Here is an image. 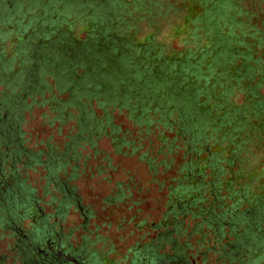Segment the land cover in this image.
I'll use <instances>...</instances> for the list:
<instances>
[{
  "label": "trees",
  "instance_id": "trees-1",
  "mask_svg": "<svg viewBox=\"0 0 264 264\" xmlns=\"http://www.w3.org/2000/svg\"><path fill=\"white\" fill-rule=\"evenodd\" d=\"M173 14L183 15L190 25L184 46L170 50L156 39L158 31L138 40L141 21L155 26ZM40 23L48 26L37 28ZM28 28L34 34L24 38ZM10 33L23 44L8 60L0 55V83H18L21 89H0V109L10 99L11 110L27 108L25 93L42 95L48 76L55 92L47 87L38 101L56 112L48 121H73L75 133L65 149L56 151L46 143L45 149L24 153L26 164H40L46 183L55 181L63 191L57 209L75 200L65 182L78 174L74 148L79 143L92 155L101 135L114 152L124 146L138 149L113 121L114 107L125 110L137 126L148 129L155 122L172 132L168 137L158 132L161 143L155 153L165 149L160 159L146 150L139 156L153 173L160 166L167 175L159 183L164 208L148 225L154 239L136 242L128 262L264 264V0H0V40ZM9 118L0 144L11 140L20 155L25 151L20 132ZM211 144L220 149L209 150ZM174 146L180 149L177 159L168 156ZM258 156L261 168L252 165ZM100 167L95 166L98 172ZM59 172L68 176L59 179ZM123 196L117 183L114 197ZM83 241L80 248L92 243L86 237ZM87 253L93 264L102 258L96 251Z\"/></svg>",
  "mask_w": 264,
  "mask_h": 264
},
{
  "label": "rangeland",
  "instance_id": "rangeland-1",
  "mask_svg": "<svg viewBox=\"0 0 264 264\" xmlns=\"http://www.w3.org/2000/svg\"><path fill=\"white\" fill-rule=\"evenodd\" d=\"M184 18L183 15L173 14L156 22L155 26L143 20L140 22V29L143 33L137 38L142 40L148 33L152 34L158 31L157 40L166 42L170 50L179 49L184 46L182 40L190 31V25L184 21ZM61 20L56 19L57 22ZM60 23L64 25V22ZM42 26L46 28L48 25L40 23L37 28ZM31 30L33 29H27L29 33H25L24 38L30 33L34 34ZM77 36L84 38L86 32L77 31ZM21 44H23L22 38L10 33L0 40L1 57L8 60L13 52L22 48ZM3 69L5 70V67ZM45 81V85L41 89L42 95L47 94V87L50 88V91L55 92L53 79L47 76ZM0 89L6 93H18L21 87L18 86V83H8L7 86L0 83ZM42 95L37 91L30 90L29 93H25L27 108L20 109V111L11 110L10 107L14 106V100L10 99L6 100L4 102L6 106L0 109V117L6 112L3 119L5 120L9 115L8 123L16 125L15 128L20 132V148L25 150L20 155L5 150V148H2V152L0 151V180L4 184L9 183L12 188L15 184L23 190L22 198H16V200L11 198L7 215L0 207V264H19L15 254L18 233H30L35 230L36 226L38 229L42 228L43 222L40 217L46 219V224L52 228L53 234L59 233V240L64 246L80 248L84 242L83 238L86 237L92 243L82 247L87 251L89 249L101 255L102 258L98 264H126L132 255L130 248L135 246L136 242L140 245L154 239L155 232L151 231L148 225L149 222H156L159 219L164 208L165 190L164 187H160L159 183L167 175L161 174L160 166H156V173H153V170L139 156L146 150L150 153L148 156L155 154V160L160 159L165 149L162 148V152L155 153L161 143L158 132L162 131L163 135L167 137L172 135V132L166 129L162 130L160 125L155 122L148 129L137 126L125 115V110L117 111L112 107L113 121L119 124L120 132L131 139L135 146H139L138 149L132 151L129 146H124L114 152L109 146L107 136L101 135L97 139L98 152L92 155L83 143H79L74 148L78 152V158L74 161L78 174L72 178L68 177L69 179L67 178L65 182L68 188L73 191L75 200L69 198L65 208L57 209V200L63 191L59 189L55 181L46 183L47 172L40 164H26L27 157L24 153L28 150L45 149L46 143L54 146L56 151H61L66 148L65 145L75 130H70L73 125L72 120L64 118L60 124L55 119L51 122L48 121L47 118L56 112L49 103H38ZM60 96H65L64 92ZM240 99L238 96L237 100ZM28 104L30 105L28 106ZM89 105L96 113L100 111L96 108L95 101L91 100ZM68 110L74 111L72 108H68ZM207 148L209 150L220 149V146L211 144L207 145ZM179 152V147L174 146L168 156L172 155L177 159ZM261 154L259 152V155ZM84 155L87 156L83 158ZM41 157H44V153L41 154ZM2 160L5 162L2 163ZM74 162L70 160V164ZM261 163H263V158L258 156L252 165L261 168ZM96 165H101L99 172L95 168ZM59 173V179L68 176V173ZM17 174L20 179L17 177L16 180ZM117 183L124 188V196L120 199L114 197ZM3 187L5 188L6 185ZM24 188L29 191L27 192ZM221 192L224 190L222 189ZM29 194L30 197L27 199ZM108 197L113 198L108 199ZM14 207L17 209L16 212ZM141 220L144 221L139 223ZM17 228H19L18 232H15L14 229ZM186 251L192 252L193 250ZM86 254L89 255L87 252ZM208 257V262H210L211 253H208ZM191 264L200 263L197 261V263L191 262Z\"/></svg>",
  "mask_w": 264,
  "mask_h": 264
},
{
  "label": "flooded vegetation",
  "instance_id": "flooded-vegetation-1",
  "mask_svg": "<svg viewBox=\"0 0 264 264\" xmlns=\"http://www.w3.org/2000/svg\"><path fill=\"white\" fill-rule=\"evenodd\" d=\"M4 106L5 104L2 106V108ZM6 114L7 113L5 112L0 119V133L6 123L3 119L4 115ZM4 131H7V127L6 129L4 128ZM7 134L9 135L8 132ZM5 141L1 142L0 151L2 152V148H5V150H10L11 152L14 151L16 145L7 138ZM1 162L3 163L5 161L2 160ZM4 185H6V189L3 187ZM13 187H15L13 193L15 194L16 198H22L23 190L21 191L20 188L15 184ZM11 192L12 185H10L9 183L4 184V182L0 180V207L4 211L3 213L5 215L8 214L9 206L11 204ZM66 192L67 195H69L67 189ZM6 198L8 203H6ZM40 219L44 221L43 229L32 230L27 234L18 233L19 238H17L15 242V247H17L20 252L19 259L21 261V264H93V259L90 257V255L87 256V251L85 248H70V245L64 246L63 243L59 240V233L56 232L55 234H53L52 228L50 226L48 227L46 224V219L42 217H40ZM14 230L15 232H18L17 230H19V228ZM67 255L73 257V259L68 258ZM128 264L132 263L128 262Z\"/></svg>",
  "mask_w": 264,
  "mask_h": 264
},
{
  "label": "water",
  "instance_id": "water-1",
  "mask_svg": "<svg viewBox=\"0 0 264 264\" xmlns=\"http://www.w3.org/2000/svg\"><path fill=\"white\" fill-rule=\"evenodd\" d=\"M68 256V255H67ZM68 258L73 259V257L68 256Z\"/></svg>",
  "mask_w": 264,
  "mask_h": 264
}]
</instances>
